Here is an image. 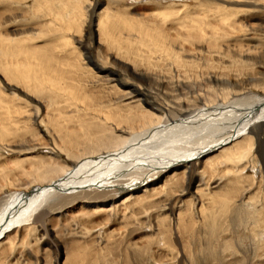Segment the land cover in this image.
I'll return each mask as SVG.
<instances>
[{"label": "rangeland", "instance_id": "374dc122", "mask_svg": "<svg viewBox=\"0 0 264 264\" xmlns=\"http://www.w3.org/2000/svg\"><path fill=\"white\" fill-rule=\"evenodd\" d=\"M219 1L201 0L198 4L187 0H88L83 7L80 28L65 31L63 26L66 21L56 19L58 12H61V15L65 13L59 10L58 0H49L48 6L43 4L44 0H23L19 7L15 5L16 0H0L1 38L15 39L31 33L40 36L33 43L19 47L12 45L11 50H5L0 55V202L10 195L24 192V189L31 186H45L60 177L64 170L85 158L111 151L109 148L87 151L83 146L69 147L73 142V136L81 132L78 126L81 122H78V118L83 117L84 113L77 112L74 102L60 104L58 96L69 95V92L83 93L86 96L88 89L85 84L89 75L98 77L95 80L90 79L96 82L94 85H98L95 90L107 91V86L113 87L119 82L128 83L129 86L139 89L143 95L140 99L157 109V114L165 116L164 118L168 120L169 115L162 103L161 95L154 90L156 86L147 81L144 74L139 73L147 71L143 68L144 65L136 66L137 73L136 71L133 73L132 70H128V67L129 69L135 67L132 61L106 47L105 40L100 42L95 15L108 4L115 10L116 3L122 5L124 9L121 10H125L128 18L133 17L144 22L155 19L164 30L166 43L173 47L183 60L200 66L204 74L208 72L205 68L208 65V70L226 76L232 85H244V94L235 96L231 102L254 104L264 101V80H261L264 78V1H258L259 12L249 13L242 21L243 24L233 17L232 26L235 30L240 26L243 33L235 31L229 35L225 33L226 29L222 26L215 4L226 7V10L234 8ZM182 5L191 8L190 14L180 11L179 6ZM52 20L55 21L53 26ZM260 23L263 24L259 25ZM15 29L23 30L15 32ZM201 30L205 40L199 43L197 38L201 35ZM113 32L121 38L142 36L136 28L116 27ZM149 34L157 37L155 32ZM57 37L60 39L52 40ZM65 37H68V46L61 41V38ZM229 41L230 48L222 50L221 46ZM135 47L140 48L141 54L148 53L149 58L153 59L152 62L157 65L154 67L155 73L164 76L162 74L164 72L171 70L174 72L175 68L169 63L161 61L157 63L160 54L152 52L147 43L142 41ZM38 48L48 51L47 56L43 57ZM216 51L223 53L225 60L210 56V53ZM246 52L248 56H240V53ZM89 60H92L98 69L94 68ZM77 62L79 65H76ZM168 66L171 68L170 71H167ZM99 68L103 73H98ZM110 72L116 75V77L113 75L112 79H117V82L110 83L109 79L106 81L99 77ZM137 84H140L139 87ZM92 85L89 83L90 89L94 90ZM51 98L53 104L49 101ZM253 127H251L253 139L249 142L252 164L245 169L248 181H243V185H237L238 188L234 189L225 182L218 187L211 185V181L225 180V176L223 169L216 172L208 170L204 179L207 183L211 182V186L203 190L201 200L194 194L197 182L187 193L173 195L170 198L173 200L172 204L169 200L165 202L167 205L160 204L166 209L162 210L163 214L159 213V209H153L144 217L126 220H117L116 216L119 215L117 212L111 216L92 213L91 208L94 205L91 202H98L97 205L112 204L102 202L103 198L107 197L118 203L129 195L139 194L140 189L133 193L115 194L121 189L120 186H115L105 193L96 189L102 187V184L98 183L94 188L65 195L61 193L60 197H57L59 201L38 212L48 213L54 210L52 215L45 220L40 217L18 234L21 241L17 240V255L15 254L10 264L16 262L19 257L21 264L22 262L63 264L66 257L72 258L75 264H190L193 252L195 254L209 246L217 251L222 247L232 248L230 260L235 259V264L263 263L264 128ZM66 133H70L68 135L71 136L70 139L62 140V137L67 136ZM221 150L217 149L208 156H218ZM41 163L59 171L50 172L46 178L37 179L38 173L46 171L44 167L39 169ZM214 166H218L216 160ZM200 171L203 169L193 170L192 174L198 175ZM152 182L146 186L152 188L154 184ZM241 186L250 187L242 200ZM159 196L161 195H157L155 199ZM176 201L179 203H175ZM194 204L197 205L192 212ZM220 204L227 206L228 210L219 208ZM202 205H204L202 208L206 209V216L213 215L226 219L220 227L223 229L221 234L218 230L216 234L211 235L204 228L206 224L200 223L198 217ZM180 206L183 214H189L190 211L191 215L196 217L193 223L189 224V219L185 218L183 225L176 224L175 216ZM236 206L240 210L235 211ZM124 212L123 210L121 214ZM160 216L169 224L156 228ZM141 221L149 222L147 228L144 225L145 229L138 226ZM185 225L187 227L184 228ZM99 228H102L104 234L112 237L106 240L99 239L98 248L101 249L93 250L91 246L95 243L94 240L86 238L84 233L89 231L100 234ZM58 245L59 248L55 252ZM8 251V247L3 245L0 248V259L9 254ZM57 255L59 256L56 261ZM220 255H223L222 252ZM206 257L208 253L197 256L199 259ZM219 261L221 263V260ZM68 263L67 259L64 264Z\"/></svg>", "mask_w": 264, "mask_h": 264}, {"label": "bare ground", "instance_id": "6f19581e", "mask_svg": "<svg viewBox=\"0 0 264 264\" xmlns=\"http://www.w3.org/2000/svg\"><path fill=\"white\" fill-rule=\"evenodd\" d=\"M22 1L16 0L15 5L19 7ZM87 1L58 0L59 10L65 13L61 15V12H58L56 19L59 18L66 21L65 26H63L65 31L80 28L79 24L83 17V7ZM187 1L198 4L201 2V0ZM258 1H219L222 4L233 6L232 8L234 9L229 10H226L227 8L224 6L215 4V9L220 16L222 26L226 29L225 33L227 35L233 34L235 31L243 33L240 26L235 30L231 19L233 17L237 18V21L243 24L242 21L249 13L259 12ZM113 3L115 4V2ZM43 4H49V0H44ZM179 7H181V12L190 14L191 8L189 6L182 5ZM121 9L124 8L119 3H116V10L112 9L108 4L95 15L98 38L100 42L105 40L106 47L112 48L119 55L132 61L135 67L134 69L133 67L132 69L128 67V70H132L133 73L136 71V66L144 65L143 68H146L147 71L139 73L144 74L147 81H151L156 86L154 90L161 95L162 103L168 112L169 118L167 120L164 118L165 116L158 115L157 109L155 110L145 104L140 99L143 95L139 92V89L129 86L128 83L122 84L119 82L113 87L107 86V91L95 90L98 85H94L96 82L92 80L96 79V75L87 77L85 85L88 90L86 96L83 93L76 92H69V95H59L60 104L61 102H74L77 112L82 111L84 113L83 117L78 118V122H81L78 125L81 132L73 136V142L70 143L69 147L83 146L84 150L87 151L109 148L111 151L85 158L73 167L64 170L60 177L48 182L45 186H31L24 189V192L10 195L0 202V248L6 245L9 250V254L0 259V264H10L14 259L18 250L17 240L20 239L18 234L21 233L22 229L28 228L40 217L45 220L53 214L52 211L54 210L48 213L38 212L52 205L55 201H59L57 197H60L59 194L61 193L65 195L82 189L94 188L98 183H101L102 187H96V189L105 193L115 186L121 187L115 194L119 192L133 193V191L140 189L139 194L135 196L129 195L118 203L112 202L107 197H104L102 202H111L112 204L97 205L98 202H91L94 205L91 208L92 213H103L111 216L117 212L119 213L116 216L117 220H126L139 216L144 217L153 209H159V213L163 214L162 210L165 208L160 204L167 205L165 202L167 200L171 201L170 198L173 195L187 193L197 182L194 194L201 200L203 190L209 189L211 185L218 187L225 182L226 185H230L235 189L238 188L237 185H243V181L247 180L248 176L245 174V169L252 164L251 146L249 144L250 139H253L251 127L264 128V101L254 104H243L241 101L231 102L230 100L235 96L244 94V85H232L226 76L208 70V65L205 66L208 72L204 74V72H201L203 70H201L200 66H194L183 60L179 53L166 43L164 30L161 29V24L158 21L154 19V21H148V23L133 17L128 18L125 10ZM53 22L55 21H51L52 26ZM262 24L260 23L259 25ZM116 27L136 28L142 36L121 38L113 32ZM245 29L247 30V28ZM21 30L15 29V32ZM150 32H155L157 37H152L149 34ZM202 33L203 31L201 30V35L197 38L199 43L205 40ZM38 35L31 33L28 36L15 39L0 37V45H2L0 55L5 50H11L10 46L12 45L19 47V45L33 43L39 39L40 36ZM67 38H61L65 46L69 45ZM56 39H60V37L52 40ZM142 41L151 47L149 49H152V52L160 54L157 57V63L159 61L169 63L172 68H175L174 72L168 66L169 70L167 71H171L164 72L167 74L162 73L164 76L155 73L154 67H157V65L152 62L153 59L149 58L148 53L141 54L140 48L135 47V45L139 46ZM229 44L230 41L223 44L221 46L222 50H226L230 46ZM38 51L42 52L43 57L47 56L48 51H44L43 48H38ZM210 56L221 61L225 60L223 53L220 51L210 53ZM240 56H248V53H240ZM89 63L98 69L92 60H89ZM76 65H79V62ZM98 73L101 74L103 71L99 68ZM113 75L116 77L111 72L108 75L99 77L106 81L109 79L110 83L117 82V79H112ZM261 80H264V78L262 77ZM89 83L93 84L91 87L94 90L90 89ZM227 88L228 90H226ZM52 100L51 98L49 101L53 104L54 101ZM254 107L256 110L253 109ZM111 133H120V135L113 136ZM69 134L66 133L65 135L67 136L61 139H70L71 136H68ZM217 149H222L218 156H208ZM214 160L218 162V166H214ZM40 167H44L46 171L38 173L37 179L46 178L50 172L57 173L59 171V169L54 168L52 170L51 167L44 166V163L40 164L39 169ZM202 169L203 171H200L201 173L199 172L198 175L192 174L193 170ZM220 169H223L225 180H213L211 185V182H205L204 175L208 170L216 172ZM169 171H171L170 174L166 176ZM103 181L105 182L103 183ZM150 182L154 183L152 188L146 186ZM249 190V186H244L240 190L241 200ZM157 195L161 196L155 199ZM172 203L173 200L170 204ZM175 203H179V201ZM239 203L242 202L239 201ZM195 205L197 204L193 205L192 212ZM219 208L228 210L227 206L221 204ZM123 210L125 212L121 214ZM238 210L240 208L236 206L235 211ZM179 211L176 216L174 215L177 225H183L185 218L189 219V224L196 220V217L192 216L190 211L188 212L189 214H183L181 206ZM206 215V209L202 208L198 219H200V223L206 224L204 226L206 231L214 235L219 230L221 234L223 229L220 227L226 219L224 217L218 218L213 215ZM161 217L157 221L158 225H156V228H161L163 224H169L165 223V218ZM144 223L141 221L138 226L144 225L146 227L147 223L149 225V222ZM144 226L142 228L145 229ZM101 227L105 228V226ZM102 228H99L100 234L89 231L84 233L86 238L94 240L95 243L91 246L93 250L101 249L98 248L100 245L99 239L106 240L112 237L106 233L104 234ZM58 248L59 245L55 247V252ZM170 251L173 252V250ZM205 251L208 253V257L197 258L199 254L207 255ZM231 251L232 248L227 247H222L218 251L213 249L212 246L202 248V250L200 249L199 252L195 253H198V255L193 252V259L190 257V260L192 259L190 264H235V259L230 260L232 258L230 257L232 256ZM220 252H222V256ZM219 255L221 259H219ZM58 256L55 258L56 261ZM67 259L68 264H75L73 259L68 257L65 258L64 263ZM20 260L21 258L19 257L13 264H21L19 263ZM219 260H221V263H219ZM252 264L257 263L254 262ZM259 264H264V262Z\"/></svg>", "mask_w": 264, "mask_h": 264}]
</instances>
